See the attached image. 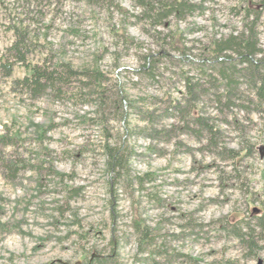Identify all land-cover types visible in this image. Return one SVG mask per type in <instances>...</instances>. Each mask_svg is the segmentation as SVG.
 Instances as JSON below:
<instances>
[{
	"label": "rangeland",
	"instance_id": "rangeland-1",
	"mask_svg": "<svg viewBox=\"0 0 264 264\" xmlns=\"http://www.w3.org/2000/svg\"><path fill=\"white\" fill-rule=\"evenodd\" d=\"M141 1L0 0V61L13 26L31 51L10 75L0 68V135L13 139L0 144V264H264V104L253 109L237 80L242 107L218 105L197 70L213 39L258 12L264 57V9L193 0L153 25ZM33 65L65 83L31 93L20 81ZM186 76L202 85L191 116L218 131L212 142L171 108L186 105ZM113 149L123 169L108 164ZM246 225L253 250L231 232Z\"/></svg>",
	"mask_w": 264,
	"mask_h": 264
},
{
	"label": "trees",
	"instance_id": "trees-1",
	"mask_svg": "<svg viewBox=\"0 0 264 264\" xmlns=\"http://www.w3.org/2000/svg\"><path fill=\"white\" fill-rule=\"evenodd\" d=\"M199 1L201 2L202 0ZM200 4L194 3L193 0H149L145 3L140 2L143 10L150 14L149 18L153 25H160L162 19L170 16L182 18L186 13H190ZM257 4L260 8L259 10L264 9V0H259ZM260 13L258 12L254 17L255 19L250 20L249 24L244 25L240 32L215 38L205 48L207 57L202 59V63L197 70L201 73L200 75L205 77L206 82L216 84L214 86L216 91L213 100L218 105L227 108L233 105L242 107L240 103L237 105L234 103V98L241 99L240 95H236L237 90H239V84H242L248 90L249 95L252 96L247 97V99L253 109L259 110L264 104V57L261 56L262 50L258 47L257 32L255 30L256 21L260 17ZM249 17L250 14L247 12L245 15L246 20ZM12 29L15 34V39L7 49V55L3 57V61H0V68L3 69V74L6 76L11 74L12 67L15 63H26L28 54L31 52L29 49V32L26 29H20L16 26H13ZM149 57V55L146 56L148 59ZM30 70V76H25L20 81V84L35 95H39L49 84L54 85L57 81H63L65 83L61 77L57 79L56 74L58 72L56 70H48L34 65L31 66ZM65 73L68 76L69 74L72 76L76 74L75 71L70 69H67ZM237 80L241 82L238 84ZM198 81V79L192 76H186L184 79L187 91L185 99L186 105L184 108H181L176 101H173L171 108L183 117L193 118V122L208 134L209 141L212 142V140L216 139V133L218 131L209 124L204 123L199 116H191L192 110L195 109L194 106L196 105L198 94L201 92L202 85ZM113 96L114 105H120L121 96L118 93H115ZM100 97L102 98V95ZM12 142L13 139L8 135H0V144L2 146H10ZM124 160L125 157L118 150L113 149L109 152L108 164L111 168L118 166L123 169ZM10 170L13 171L14 168ZM258 219V224L262 225L264 222L263 217L260 216ZM246 228L248 230L246 233H242L240 230H231V232L241 240L243 236H246L244 243L249 250H253L256 243L252 230L248 225H246ZM136 230L139 233V243L141 246L152 244L150 242L152 238L148 235L145 226L140 227V224H137ZM97 256L94 260L95 264H111L109 257Z\"/></svg>",
	"mask_w": 264,
	"mask_h": 264
},
{
	"label": "water",
	"instance_id": "water-1",
	"mask_svg": "<svg viewBox=\"0 0 264 264\" xmlns=\"http://www.w3.org/2000/svg\"><path fill=\"white\" fill-rule=\"evenodd\" d=\"M258 264H262V261L261 260H258Z\"/></svg>",
	"mask_w": 264,
	"mask_h": 264
}]
</instances>
